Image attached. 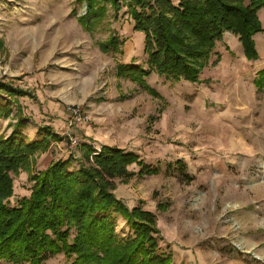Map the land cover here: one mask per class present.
<instances>
[{
	"label": "rangeland",
	"instance_id": "obj_1",
	"mask_svg": "<svg viewBox=\"0 0 264 264\" xmlns=\"http://www.w3.org/2000/svg\"><path fill=\"white\" fill-rule=\"evenodd\" d=\"M72 10L81 14L84 6L0 0V81L37 96L19 100L29 119L25 133L49 124L68 130L67 109L78 108L88 122L68 130L77 145L63 143L75 153V167L79 145L87 142L97 150L109 143L160 167L156 176L118 185L115 195L129 208L140 204L156 215L161 248L173 253V264H264V94L253 85L264 68V8L258 13L263 32L254 37L257 61H247L237 38L225 33L212 59L219 62L204 70L200 84L165 82L154 74L146 80L160 99L115 77L117 63L145 62L142 34L128 16L111 25L124 41L121 54L104 55L95 42L105 40L107 30L93 39L82 31L77 37ZM7 124L0 120V133ZM87 128L100 139L84 137ZM55 148L46 158H58ZM179 160L185 169L174 165ZM45 167V161L35 164L32 173ZM27 177L13 176L12 206L29 195ZM116 231L127 235L120 217ZM45 264L67 263L59 255Z\"/></svg>",
	"mask_w": 264,
	"mask_h": 264
},
{
	"label": "trees",
	"instance_id": "obj_2",
	"mask_svg": "<svg viewBox=\"0 0 264 264\" xmlns=\"http://www.w3.org/2000/svg\"><path fill=\"white\" fill-rule=\"evenodd\" d=\"M84 12L71 11L81 30L91 39L107 30L95 45L104 55H119L124 41L111 30L121 14L142 34L144 64L117 63L115 77L137 85L155 99L159 93L146 80L152 75L165 82L200 84L224 34L237 38L247 61H257L254 37L263 32L258 13L264 0H74ZM264 94V68L253 80ZM37 96L0 81V120H8L0 133V262L45 264L62 255L67 264H173V253L161 248V232L153 212L132 208L115 195L120 184L133 177L156 176L160 167L115 146L79 145L81 160L73 155L51 162L32 173L37 159L54 142L66 141L50 125L38 127L35 139L25 135L29 119L20 99ZM10 132L6 134V130ZM174 165L185 169L179 160ZM138 167V172L129 169ZM171 166V165H170ZM169 166V168H170ZM26 172L29 195L12 206L13 176ZM157 210L166 208L158 205ZM127 235L119 237L117 218Z\"/></svg>",
	"mask_w": 264,
	"mask_h": 264
},
{
	"label": "crops",
	"instance_id": "obj_3",
	"mask_svg": "<svg viewBox=\"0 0 264 264\" xmlns=\"http://www.w3.org/2000/svg\"><path fill=\"white\" fill-rule=\"evenodd\" d=\"M75 23H77V21L75 20ZM72 26V32H74L75 34H76V36L77 37H80V34H79V32L81 33V28L79 27V25H71ZM83 32V31H82ZM83 34V33H82ZM85 34V33H84ZM88 37H89V35L88 34H86ZM50 125V124H49ZM53 129H54V131L57 133V134H60L61 136H66V137H71V136H73V137H75L76 138V136H74L73 135V132L72 131H68L67 129H63V127H60L61 125H59V129L58 128H55V127H53V125H50ZM27 128H28V126H27ZM27 128H26V130H27ZM25 130V131H26ZM36 132H37V128H36V131L33 133V135L32 136H29V135H27L26 133H25V135L28 137V139L29 140H34L35 139V135H36ZM84 137H86V138H89V139H94V141L96 140V141H98V139H100V137L99 136H97L95 133H93L92 132V130L91 129H89V128H87L86 129V131L84 132ZM84 142H86L85 140H83ZM63 143H64V141H61V142H54L53 143V145L56 147L55 149L56 150H58V151H60V155L58 156V158H56V154L55 153H52L51 155H50V157L49 158H46V154L48 153V151L46 152V153H44V154H42L41 156H39V158L37 159V161H36V164L38 165L40 162L41 163H43L44 161L46 162V167L51 163V162H53V161H56V160H58V159H63V160H65V159H67L68 157H69V155L71 154V155H73V157H74V154L75 153H71V152H68L67 151V149H65L64 148V145H63ZM88 143V142H87ZM109 143H100V146L101 145H108ZM68 146V145H67ZM108 146H110V145H108ZM69 149H71L70 147H68V150ZM70 151V150H69ZM45 167V168H46ZM44 168V169H45Z\"/></svg>",
	"mask_w": 264,
	"mask_h": 264
},
{
	"label": "built area",
	"instance_id": "obj_4",
	"mask_svg": "<svg viewBox=\"0 0 264 264\" xmlns=\"http://www.w3.org/2000/svg\"><path fill=\"white\" fill-rule=\"evenodd\" d=\"M67 114H68V118H67V123L66 126L68 129L73 128L75 125H86L88 122V119L86 117H84L80 110L76 107H70L67 109ZM69 139V144L70 147L77 145V141L76 139H74L73 137H68Z\"/></svg>",
	"mask_w": 264,
	"mask_h": 264
}]
</instances>
